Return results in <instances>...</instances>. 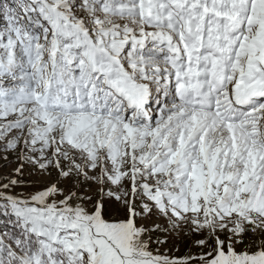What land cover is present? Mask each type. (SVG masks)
Segmentation results:
<instances>
[{
    "label": "snow or ice",
    "instance_id": "snow-or-ice-1",
    "mask_svg": "<svg viewBox=\"0 0 264 264\" xmlns=\"http://www.w3.org/2000/svg\"><path fill=\"white\" fill-rule=\"evenodd\" d=\"M0 264H264V0H0Z\"/></svg>",
    "mask_w": 264,
    "mask_h": 264
},
{
    "label": "rangeland",
    "instance_id": "rangeland-1",
    "mask_svg": "<svg viewBox=\"0 0 264 264\" xmlns=\"http://www.w3.org/2000/svg\"><path fill=\"white\" fill-rule=\"evenodd\" d=\"M160 239L166 240L167 242L163 245H158L155 243L156 237H153V242L150 245V249L155 252L156 249H159L162 253H166L169 256L180 257L185 254H197L199 249L196 247L194 241L196 236L192 233H189L187 229H185V234H178L176 232L173 233H157Z\"/></svg>",
    "mask_w": 264,
    "mask_h": 264
}]
</instances>
